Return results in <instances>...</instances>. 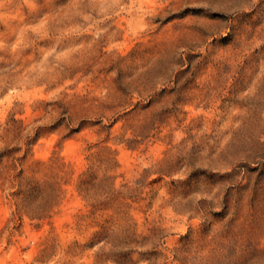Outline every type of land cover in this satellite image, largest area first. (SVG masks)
<instances>
[{"label": "rangeland", "instance_id": "rangeland-1", "mask_svg": "<svg viewBox=\"0 0 264 264\" xmlns=\"http://www.w3.org/2000/svg\"><path fill=\"white\" fill-rule=\"evenodd\" d=\"M0 264H264V0H0Z\"/></svg>", "mask_w": 264, "mask_h": 264}]
</instances>
